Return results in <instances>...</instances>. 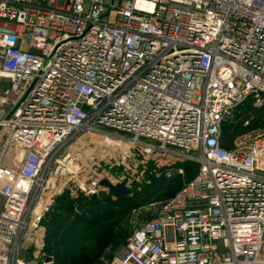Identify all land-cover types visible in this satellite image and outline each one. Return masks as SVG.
<instances>
[{
	"label": "built area",
	"instance_id": "obj_1",
	"mask_svg": "<svg viewBox=\"0 0 264 264\" xmlns=\"http://www.w3.org/2000/svg\"><path fill=\"white\" fill-rule=\"evenodd\" d=\"M250 97L264 109V0H0V264H39L25 240L42 253L71 185L129 189L150 165L171 181L185 163L198 175L115 264H264V130L221 146ZM84 132L113 164H79Z\"/></svg>",
	"mask_w": 264,
	"mask_h": 264
},
{
	"label": "trees",
	"instance_id": "obj_2",
	"mask_svg": "<svg viewBox=\"0 0 264 264\" xmlns=\"http://www.w3.org/2000/svg\"><path fill=\"white\" fill-rule=\"evenodd\" d=\"M253 101L252 97L247 99L223 123V148L231 149L239 137L264 130V109H254ZM247 120L249 126H245ZM179 167L184 168L185 174L166 181L156 179L150 165L146 177L134 183L124 197L109 195L101 200L77 192L73 185L66 188L55 197L43 221L45 239L39 264H106L116 259L131 235L160 213L146 214L142 209L156 201H169L198 175V164H178L176 168Z\"/></svg>",
	"mask_w": 264,
	"mask_h": 264
},
{
	"label": "rangeland",
	"instance_id": "obj_3",
	"mask_svg": "<svg viewBox=\"0 0 264 264\" xmlns=\"http://www.w3.org/2000/svg\"><path fill=\"white\" fill-rule=\"evenodd\" d=\"M2 135L6 136L5 133H3ZM105 137L106 136L104 134L84 132L74 142H72L70 149L72 150V152L80 156L81 163L79 164H83L84 166H86L85 169H88L87 165L90 163V160L93 161L92 158H96L94 159V161L101 164L103 168H107L106 167L107 165H104V163H109V162H111L112 164L114 163V161L110 160L108 157V155H110L113 152L112 145L105 142L106 141ZM0 147H1V141H0ZM96 155L99 156L98 159ZM94 169H96V167L95 168L90 167L88 170L89 172L88 174L94 175L96 173V170ZM82 180L88 182L84 177L82 178ZM4 204H5L4 199L0 197V212H2V210L4 209ZM162 205H163V201H156L155 203L142 209V211L146 214L158 213L160 212V206L162 207ZM134 222L136 223V220ZM25 242L29 243V249L28 251L23 250L24 252H22V258L26 259L27 261L30 259L32 260V262L35 260L40 261V256H41L40 241L36 240L35 242H33L31 238H27ZM123 248L118 252V256L116 257V259L122 255ZM116 259H114L111 262L106 261V264H115ZM45 264H49V263L45 262Z\"/></svg>",
	"mask_w": 264,
	"mask_h": 264
},
{
	"label": "water",
	"instance_id": "obj_4",
	"mask_svg": "<svg viewBox=\"0 0 264 264\" xmlns=\"http://www.w3.org/2000/svg\"><path fill=\"white\" fill-rule=\"evenodd\" d=\"M11 115L12 113L10 114V116ZM100 185L104 189L99 191L97 194H94V196H97L101 200H106L109 195L113 196L114 198H117L121 196H127L130 193L129 189L124 184L114 185L111 181L107 179L101 180Z\"/></svg>",
	"mask_w": 264,
	"mask_h": 264
}]
</instances>
